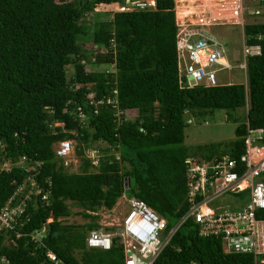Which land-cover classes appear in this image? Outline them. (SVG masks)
Returning a JSON list of instances; mask_svg holds the SVG:
<instances>
[{
  "label": "trees",
  "instance_id": "obj_1",
  "mask_svg": "<svg viewBox=\"0 0 264 264\" xmlns=\"http://www.w3.org/2000/svg\"><path fill=\"white\" fill-rule=\"evenodd\" d=\"M123 4L0 0V209L11 196L18 203L31 194L22 234L9 231L10 244L0 236V254L11 264H49L48 250L62 264H124L117 240L110 249L87 247L100 208L112 209L123 194L140 198L167 219L168 230L192 204L187 157L214 161L228 154L239 161L247 128L264 130V22L243 26L245 45L260 46V53L244 56L245 84L192 86L179 65L175 0H156L152 9H115ZM100 8L107 11L93 19L87 15ZM239 107L247 114L234 140L208 150L191 151L185 144L192 117ZM70 139L77 140L82 156L77 171H69L54 151V144ZM87 149L96 151L94 160ZM70 202L80 210L73 211ZM74 213L87 221L59 219ZM252 259L224 252L220 236L200 235L189 218L155 264Z\"/></svg>",
  "mask_w": 264,
  "mask_h": 264
},
{
  "label": "built area",
  "instance_id": "obj_2",
  "mask_svg": "<svg viewBox=\"0 0 264 264\" xmlns=\"http://www.w3.org/2000/svg\"><path fill=\"white\" fill-rule=\"evenodd\" d=\"M154 5L155 0H136L126 9ZM243 49L244 56L260 53L259 45H243ZM177 53L181 73L192 86L217 85L218 72L231 68L224 45L201 24L181 26ZM239 67L245 71V61ZM247 131L245 150L239 161L228 154L214 161L187 157L188 198L192 204L168 230L167 219L144 200L131 197L125 216L118 223L107 225L113 226L112 229L91 230L86 239L87 245L110 249L117 240L123 246L125 264H155L179 227L192 218L200 235L221 237L224 252L251 254L253 259L247 264H264V217L258 216L264 210V130L248 127ZM71 147L69 142L63 141L55 152L64 157ZM15 196H11L0 209V236L4 235V239L8 238L9 231L16 232V236L21 235L18 230L29 220L26 205L31 195L26 194V199L18 203L14 202ZM42 197L45 198V195ZM217 199H221L220 202L217 203ZM31 237L37 239L34 233ZM46 260L62 264L51 250L46 252ZM0 264L11 262L0 255ZM185 264L199 263L191 260Z\"/></svg>",
  "mask_w": 264,
  "mask_h": 264
},
{
  "label": "rangeland",
  "instance_id": "obj_3",
  "mask_svg": "<svg viewBox=\"0 0 264 264\" xmlns=\"http://www.w3.org/2000/svg\"><path fill=\"white\" fill-rule=\"evenodd\" d=\"M181 0H175L176 7V22L181 26L188 23L201 24L212 31L220 40L225 42L228 59L233 64L231 70H222L218 72V82L220 84L231 83H246L245 71L238 67L243 62V45H244V33L243 26L246 23L264 22V2L257 3L252 0H239V9L237 18H230L233 9L236 7L234 0H209L205 2H198L193 6L192 14L185 16V20H179L177 9ZM238 1V0H237ZM118 9L117 7L115 8ZM106 12L107 9L100 8L94 12H89L87 15L93 19L96 14ZM258 11V12H257ZM97 12V13H96ZM188 12V11H187ZM226 17H223V16ZM87 47H90L86 44ZM103 48V47H101ZM102 51V50H100ZM112 70H116L115 64L110 65ZM247 114L246 108L239 107L236 110L230 112L224 110H216L211 114L204 117L195 118L187 125L185 133V144L191 148V151L204 148H208L212 145H219L220 143H229L235 139V128L238 123L244 120ZM228 115H232L237 121L230 119ZM128 117L132 119L134 116L128 113ZM71 151L66 155L65 165H67L69 171L79 170V166L82 164V156L78 154V142L76 139H70ZM103 145V143H101ZM217 151V149L215 150ZM86 155L95 159L96 151L91 149L86 150ZM85 155V156H86ZM96 161V160H95ZM94 161V162H95ZM2 168H9V164H3ZM33 184V183H32ZM244 194V193H243ZM221 199H217L216 202H220ZM129 198L126 195L118 198L112 209L102 207L99 209L100 222L102 225H110V223H118L122 219L128 208ZM73 211L80 210V208L74 206L70 202ZM87 221L84 217L78 213H74L69 217L63 219V223H75L83 224ZM105 223V224H104ZM13 243V242H12ZM10 244V242H9Z\"/></svg>",
  "mask_w": 264,
  "mask_h": 264
},
{
  "label": "clouds",
  "instance_id": "obj_4",
  "mask_svg": "<svg viewBox=\"0 0 264 264\" xmlns=\"http://www.w3.org/2000/svg\"><path fill=\"white\" fill-rule=\"evenodd\" d=\"M136 0H129V1H127V0H125V4H123V5H119V6H117V10L118 11H126V10H131V9H134V8H131V9H126V8H129V7H131L132 6V3L133 2H135ZM257 3L259 2V3H262V2H264V0H260V1H256ZM155 5H156V0H155ZM155 5L154 6H151V7H147V8H143V9H152V8H155ZM122 7H125V9H123ZM175 7H176V3H175ZM141 9V8H140ZM175 9V8H174ZM258 12V11H257ZM175 16H176V11H175ZM177 24H178V22H177ZM192 24H194V23H192ZM178 26L180 27V25L178 24ZM180 29H181V27H180ZM208 29V28H207ZM210 30V29H209ZM211 31V30H210ZM212 32V31H211ZM214 34V33H213ZM215 35V34H214ZM218 38V37H217ZM219 39V38H218ZM219 41L224 45V47L226 48V45H225V42H223L222 40H220L219 39ZM244 45H245V43H244ZM101 52H103V53H105L106 52V50L104 49V47L103 48H101ZM243 55H244V52H243ZM226 58H227V60H228V62L230 63V65H231V68L230 69H226V70H231L234 66H233V64L229 61V59H228V54H227V49H226ZM243 61H245L244 60V58H243ZM246 63V62H245ZM241 64V63H240ZM239 64V65H240ZM180 65V64H179ZM239 65H238V67H239ZM111 68V67H110ZM181 68V67H180ZM240 68V67H239ZM223 70H225V69H223ZM181 71H182V69H181ZM222 71V70H221ZM218 84H220L219 82H218ZM128 118H131V117H128ZM63 141H66V142H69V140H62V141H59L58 143H56V144H54V151H55V149L60 145V143L61 142H63ZM70 144H71V142H69ZM72 146V145H71ZM56 153V152H55ZM226 155V154H225ZM56 156L57 157H59V158H62L63 159V161H64V163H65V158H66V156H59V155H57L56 154ZM203 160V159H202ZM67 166V165H66ZM37 192H39V191H36L35 192V194H37ZM31 195V194H30ZM123 195H125V194H123ZM46 197V196H45ZM43 198V197H42ZM127 198H129V197H127ZM131 198V197H130ZM47 226V229H48V225H46ZM106 228H104V229H112L113 228V226H107V225H104ZM32 234V233H31ZM34 234H36L37 235V232H34ZM87 244V243H86ZM87 247H89L88 245H87ZM90 248H98V247H90ZM101 249H103V248H101ZM48 263H51V262H49L48 260H46ZM124 264H125V262H124Z\"/></svg>",
  "mask_w": 264,
  "mask_h": 264
},
{
  "label": "bare ground",
  "instance_id": "obj_5",
  "mask_svg": "<svg viewBox=\"0 0 264 264\" xmlns=\"http://www.w3.org/2000/svg\"><path fill=\"white\" fill-rule=\"evenodd\" d=\"M205 2V1H209V0H181L177 9V13L179 14V20L181 18V20H185L186 18H184L185 16H189L190 14H192V9L194 5H197L198 2ZM232 3L235 4V8L233 9V13L231 15L230 18H237L238 16V9H239V0H234ZM188 11V12H187ZM223 17H226L225 15Z\"/></svg>",
  "mask_w": 264,
  "mask_h": 264
},
{
  "label": "crops",
  "instance_id": "obj_6",
  "mask_svg": "<svg viewBox=\"0 0 264 264\" xmlns=\"http://www.w3.org/2000/svg\"><path fill=\"white\" fill-rule=\"evenodd\" d=\"M122 196H124V195H122ZM120 197H121V196H120ZM97 213H98V212H97ZM68 217H69V216H68ZM65 218H66V217H65ZM59 219H61V221L63 222V219H64V218L62 217V218H59ZM99 220H100V217H99ZM99 220H98V223H99V227H98V228H106L104 225H102V222H100ZM48 229H49V226H48ZM48 229H47V226H46L45 228H43V229H42L43 234L47 233ZM41 235H42V234H41ZM9 242H10V243L13 242L12 239H11V240H9V239H7V238L4 239V243L8 244ZM0 255H1V254H0ZM49 264H50V263H49Z\"/></svg>",
  "mask_w": 264,
  "mask_h": 264
},
{
  "label": "water",
  "instance_id": "obj_7",
  "mask_svg": "<svg viewBox=\"0 0 264 264\" xmlns=\"http://www.w3.org/2000/svg\"><path fill=\"white\" fill-rule=\"evenodd\" d=\"M127 1H129V0H127ZM127 182H128L129 185H130V179H129V178L127 179ZM55 234H57V232H55ZM50 264H53V263H50Z\"/></svg>",
  "mask_w": 264,
  "mask_h": 264
}]
</instances>
